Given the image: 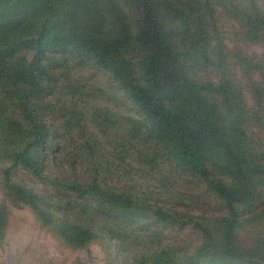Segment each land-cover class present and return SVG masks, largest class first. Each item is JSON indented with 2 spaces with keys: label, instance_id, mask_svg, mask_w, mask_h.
<instances>
[{
  "label": "trees",
  "instance_id": "trees-1",
  "mask_svg": "<svg viewBox=\"0 0 264 264\" xmlns=\"http://www.w3.org/2000/svg\"><path fill=\"white\" fill-rule=\"evenodd\" d=\"M0 192L112 264H264V0H0Z\"/></svg>",
  "mask_w": 264,
  "mask_h": 264
},
{
  "label": "rangeland",
  "instance_id": "rangeland-1",
  "mask_svg": "<svg viewBox=\"0 0 264 264\" xmlns=\"http://www.w3.org/2000/svg\"><path fill=\"white\" fill-rule=\"evenodd\" d=\"M244 49L256 54H261L263 51L259 46H249ZM75 75L87 78L89 82L96 85L105 86L108 82L106 74L94 69L78 70ZM186 200L187 203L191 202L187 206L177 205L176 209L193 214H207L208 211L201 204L194 203L189 197H186ZM3 203L8 208L9 221L5 238L0 242V264H112L97 243L81 251H71L60 246L46 230L38 225L27 208L10 206L4 202L0 192V205ZM182 233L194 239L196 243L199 242L197 234L192 232L190 227L184 228Z\"/></svg>",
  "mask_w": 264,
  "mask_h": 264
}]
</instances>
